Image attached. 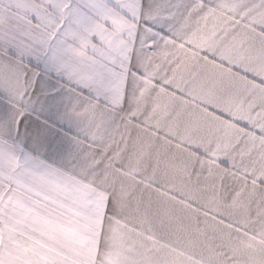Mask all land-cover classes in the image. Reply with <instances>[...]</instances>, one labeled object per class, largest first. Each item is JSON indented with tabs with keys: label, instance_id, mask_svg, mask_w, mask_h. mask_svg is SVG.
<instances>
[{
	"label": "snow or ice",
	"instance_id": "1",
	"mask_svg": "<svg viewBox=\"0 0 264 264\" xmlns=\"http://www.w3.org/2000/svg\"><path fill=\"white\" fill-rule=\"evenodd\" d=\"M0 264H264V0H0Z\"/></svg>",
	"mask_w": 264,
	"mask_h": 264
}]
</instances>
